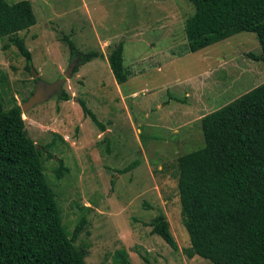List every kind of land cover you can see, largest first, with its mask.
<instances>
[{"label": "rangeland", "instance_id": "1", "mask_svg": "<svg viewBox=\"0 0 264 264\" xmlns=\"http://www.w3.org/2000/svg\"><path fill=\"white\" fill-rule=\"evenodd\" d=\"M29 1L35 22L16 34L31 65L26 68L15 46L0 38V103L20 106L36 78L54 82L72 66L59 90L68 100L56 99L58 92L21 115L26 136L41 150L67 235L84 219L73 244L86 247L85 263L121 264L113 256L122 250L131 264H142V256L151 264H211L182 252L189 242L179 214L176 160L202 146L201 116L264 81L263 63L246 55L260 54L255 35L242 31L190 52L184 23L193 6L187 0ZM65 38L103 57L73 71ZM118 42L129 74L122 84L106 61ZM77 99L104 130L83 114ZM57 159L67 168L60 178L53 173ZM157 213L165 217L176 250L151 233Z\"/></svg>", "mask_w": 264, "mask_h": 264}, {"label": "trees", "instance_id": "2", "mask_svg": "<svg viewBox=\"0 0 264 264\" xmlns=\"http://www.w3.org/2000/svg\"><path fill=\"white\" fill-rule=\"evenodd\" d=\"M193 6L185 20L186 48L200 50L233 34L255 35L260 54L248 58L264 65V0H187ZM35 22L29 0H0V38L7 37L30 67L31 55L17 32ZM69 58L78 66L102 58L97 50L80 51L65 38ZM122 44L106 56L117 84L126 81ZM56 99L66 101L61 90ZM99 130L104 126L77 99ZM20 106L0 103V264H86V247L73 244L84 225L80 218L68 236L61 222L55 194L46 181L41 150L26 136ZM202 146L177 157L176 188L181 223L196 255L211 264H264V81L227 104L199 118ZM49 155V154H48ZM133 161L127 166H134ZM67 171L61 159L53 169L60 178ZM150 231L172 250L177 245L161 213L150 220ZM114 262L131 264L117 250ZM142 264H151L142 256Z\"/></svg>", "mask_w": 264, "mask_h": 264}, {"label": "water", "instance_id": "3", "mask_svg": "<svg viewBox=\"0 0 264 264\" xmlns=\"http://www.w3.org/2000/svg\"><path fill=\"white\" fill-rule=\"evenodd\" d=\"M30 71L33 72L32 68H30ZM70 71H72V66L68 67V70L64 72L63 77L57 78L54 82L46 83L39 78H36L34 90L31 95H29L28 98L20 104V111L22 112L32 107L34 104L47 99L49 96L58 93L62 83L65 81V76H67ZM33 75L36 76V74ZM36 147L37 145L35 144V148Z\"/></svg>", "mask_w": 264, "mask_h": 264}]
</instances>
